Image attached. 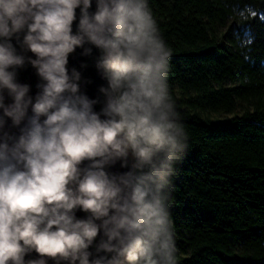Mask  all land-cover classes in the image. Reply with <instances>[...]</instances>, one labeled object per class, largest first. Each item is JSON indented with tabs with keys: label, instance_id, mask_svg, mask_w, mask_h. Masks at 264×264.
<instances>
[{
	"label": "clouds",
	"instance_id": "obj_1",
	"mask_svg": "<svg viewBox=\"0 0 264 264\" xmlns=\"http://www.w3.org/2000/svg\"><path fill=\"white\" fill-rule=\"evenodd\" d=\"M170 56L149 0H0V264H178Z\"/></svg>",
	"mask_w": 264,
	"mask_h": 264
},
{
	"label": "trees",
	"instance_id": "obj_2",
	"mask_svg": "<svg viewBox=\"0 0 264 264\" xmlns=\"http://www.w3.org/2000/svg\"><path fill=\"white\" fill-rule=\"evenodd\" d=\"M149 7L189 145L168 190L177 262L264 264V0Z\"/></svg>",
	"mask_w": 264,
	"mask_h": 264
},
{
	"label": "water",
	"instance_id": "obj_3",
	"mask_svg": "<svg viewBox=\"0 0 264 264\" xmlns=\"http://www.w3.org/2000/svg\"><path fill=\"white\" fill-rule=\"evenodd\" d=\"M82 57L79 56V54L77 53L75 56L70 58V67L76 66L79 67V64L82 61ZM84 76L86 79H92L95 84L100 83V81L98 80V78L96 77V74L93 70V68L91 67V64L89 62V67L84 71ZM19 79L21 80V82H26V83H30L33 86L36 83V77L34 75V73L30 70V69H26L20 72L19 74ZM88 94L92 95L94 93V86L87 88ZM83 213H78V217L79 218H83ZM36 254H33V256H35ZM49 264H53V262L50 260Z\"/></svg>",
	"mask_w": 264,
	"mask_h": 264
},
{
	"label": "rangeland",
	"instance_id": "obj_4",
	"mask_svg": "<svg viewBox=\"0 0 264 264\" xmlns=\"http://www.w3.org/2000/svg\"><path fill=\"white\" fill-rule=\"evenodd\" d=\"M229 117H231V115H228V114H226V115H212V117H211V119H212V121H220V120H223V119H226V118H229Z\"/></svg>",
	"mask_w": 264,
	"mask_h": 264
}]
</instances>
